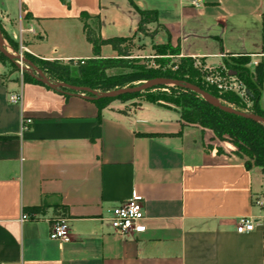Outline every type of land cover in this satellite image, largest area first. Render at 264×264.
I'll use <instances>...</instances> for the list:
<instances>
[{
	"label": "crops",
	"instance_id": "1",
	"mask_svg": "<svg viewBox=\"0 0 264 264\" xmlns=\"http://www.w3.org/2000/svg\"><path fill=\"white\" fill-rule=\"evenodd\" d=\"M133 5L157 13L143 37L178 46L180 57L264 63V0H0V26L12 40L19 27L31 29L23 47L36 59L82 61L94 54L80 14L101 39L130 38L138 36ZM99 56L116 53L103 45ZM16 92L20 105L8 102ZM258 105L264 111V84ZM122 106L98 110L0 65V264H264L260 225L235 231L240 217L264 218V173L204 148L202 130L175 111ZM22 116L32 124L20 133ZM134 194L145 231L112 233L109 210ZM57 217L67 221V243L49 239Z\"/></svg>",
	"mask_w": 264,
	"mask_h": 264
},
{
	"label": "trees",
	"instance_id": "2",
	"mask_svg": "<svg viewBox=\"0 0 264 264\" xmlns=\"http://www.w3.org/2000/svg\"><path fill=\"white\" fill-rule=\"evenodd\" d=\"M61 1L68 5V0ZM134 8L139 16L136 34L138 33L146 37L151 36L153 33L149 34L147 26L150 24H157V13L151 10H140L135 6ZM80 18L84 21V33L86 39L92 45L94 56L88 60L65 61L68 66L72 67V73L69 72L68 68L62 67L60 65L62 64V61L54 60L52 63H50V61L36 59L28 53L23 54L28 60L32 61L31 63L34 62L38 63L37 65H39L40 62H43L38 66V69L48 80L52 82L58 81L68 84L72 87L90 88L91 90L102 89V93L126 87L128 82H131L133 78L131 75H116L106 77L103 71L111 68L113 63H115L119 57L129 56L128 51L124 50L121 45L130 40L135 35L130 38L113 37L109 39H101L96 30L87 23L88 17L81 13ZM261 31L262 50L264 52V17L262 19ZM1 34L3 39H6L11 44V46H13L14 51H17L18 43L9 37H5L2 29ZM103 45L110 46L111 49L116 53L117 59L101 58L99 56V51L100 47ZM162 47L169 50L171 55H179L178 46L172 47L170 44H164ZM10 63L14 65L12 62ZM255 74L258 76V86L254 89L249 88L251 96H248V102L250 103L251 113L264 119V111H262L258 105L260 91L264 84V63H260L256 67ZM234 76L243 80L246 78V75L243 72H236ZM201 77L202 76L198 73V70L193 68L191 58L180 57L175 69L169 74H158L152 72L143 78H145V80L167 78L189 83L197 86L210 96L220 100L225 106L232 107L238 111L245 109V103H243L238 95L230 91L219 93L221 91L217 89L215 85H207L206 83H202ZM22 81L24 83H34L45 86L37 81L32 75L23 74ZM161 89H167L168 93L161 91ZM58 92L65 95L84 93H79L65 87L61 88ZM138 94L140 93L121 95L112 99H94L92 101L98 110H101L112 100L125 101L130 97L137 96ZM144 94L145 102L169 109L170 106H174V110L179 115V120L182 125L197 126L203 130H208L212 132V134L216 136L218 140L222 142H228L233 145L235 150L229 152V154L242 159L246 169L257 167L262 173H264V125L254 122L250 119H245L230 113L223 112L206 103L199 95L179 87H156L152 90L144 92ZM87 96L94 97L91 94H87ZM216 153L218 155L224 154L221 149H217Z\"/></svg>",
	"mask_w": 264,
	"mask_h": 264
},
{
	"label": "rangeland",
	"instance_id": "3",
	"mask_svg": "<svg viewBox=\"0 0 264 264\" xmlns=\"http://www.w3.org/2000/svg\"><path fill=\"white\" fill-rule=\"evenodd\" d=\"M2 29V28H1ZM0 29V30H1ZM151 32H149L150 34ZM5 37H8L4 33ZM3 38V36H2ZM4 40V49L5 51L10 55L15 56H21L28 62H32L27 59V57L20 52V46L18 40H15L18 43V49L17 51H14L13 46L6 40ZM24 44V39L21 42ZM121 47L128 51L129 56L128 57H119L117 59V56L115 57L117 60L115 63H113L112 67L104 70L103 73L106 77L116 76V75H131L133 78L131 82H128V85L126 87H135L139 84L145 83L150 81L145 80L146 75L154 72L158 74H169L172 72L179 59L180 56L171 55L170 51L167 49H164L162 45H155L150 43L148 40H146L143 35L138 34V36L132 37L130 40L126 41L121 45ZM112 58V59H115ZM253 58L249 56H232V57H225L222 59L221 63L218 65H212L206 63L203 59H192L193 68L198 70V73L202 76L201 80L202 83H206L207 85H221V92L223 93L228 90H225V87H229L230 85L233 86L236 93H239L238 97L245 103L246 106L245 109H242L241 111L244 113H251L250 111V103L248 102V96L245 94L246 91H249V88L254 89L258 86V79L257 74H255L256 67L263 63L262 60H252ZM43 62H40V64ZM52 63V61H50ZM60 64L62 67L68 68L69 72L72 73V67L68 66L66 62H61ZM22 67V72L20 71V68L14 66L11 64L6 58H4L0 54V65L3 66V69L5 70V75H11L14 74L17 77H20L22 79L23 74L24 75H31L32 72L35 74L31 67H29L26 63H19ZM34 67L38 69L37 65L38 63H31ZM48 66V65H47ZM46 66V67H47ZM236 72H243L246 75V78L241 79L237 78L235 75ZM153 80V79H152ZM248 82V83H247ZM54 83H60L63 84L71 90H74L76 92H84L81 93L83 95L91 94L92 96L96 97L98 94L102 93V89L97 90H91L90 88H78V87H72L68 84L54 81ZM163 87V86H161ZM166 87H173V86H166ZM64 88V87H62ZM125 88V87H124ZM161 91H165L168 93L167 89H161ZM145 94L144 92L138 94L135 97H130L127 100H112L111 102H115L117 104L123 105L122 109L127 110H133L135 109L140 102L144 101ZM220 101V100H219ZM108 103V104H109ZM220 103H222L220 101ZM169 109V108H167ZM174 106H170L169 110L175 111ZM179 111V110H177ZM201 129V128H200ZM202 130V133L205 135L203 140V147L206 149H221L222 152L227 153L234 151L233 145H231L228 142H222L216 138L212 134V132L207 130ZM61 219L60 217H57L54 220Z\"/></svg>",
	"mask_w": 264,
	"mask_h": 264
},
{
	"label": "built area",
	"instance_id": "4",
	"mask_svg": "<svg viewBox=\"0 0 264 264\" xmlns=\"http://www.w3.org/2000/svg\"><path fill=\"white\" fill-rule=\"evenodd\" d=\"M32 32L31 29L23 30L18 28L17 34L14 36V40H18L20 46V52L27 53L26 49L21 43L24 38V33ZM22 67L20 71L22 72ZM217 89L221 90V85H216ZM225 90L236 93L233 86L225 87ZM240 96V95H239ZM22 101L21 92L11 93L8 95V102L13 105H20ZM32 124V120L28 117L22 116L20 118V133L27 131ZM109 227L112 233L120 235L122 237H130L134 234H140L145 231V226L142 221L143 215V200L138 195H131L128 199L115 205L109 210ZM28 219L26 214H23L20 221L23 222ZM256 224H259L264 231V218L255 222L251 217H240L236 222L235 231L238 234L250 233L255 230ZM49 239L52 241H58L60 243H67L71 240L67 221L64 218L54 220L49 230Z\"/></svg>",
	"mask_w": 264,
	"mask_h": 264
},
{
	"label": "water",
	"instance_id": "5",
	"mask_svg": "<svg viewBox=\"0 0 264 264\" xmlns=\"http://www.w3.org/2000/svg\"><path fill=\"white\" fill-rule=\"evenodd\" d=\"M0 53L8 61L14 63L16 65V67H18L20 69H21V66L19 63L20 62L26 63L29 67H31L32 71L35 73V74H33L31 72L30 74L37 81H39L40 83H42L43 85H45L49 89L60 91V89L62 87H67L63 84L54 83V82L48 80L39 69L34 67L30 62L26 61L21 56H15V55L8 54L4 49V40L2 38L1 30H0ZM161 86H175V87H179V88L191 91V92L199 95L206 103L210 104L211 106H213V107H215V108H217L223 112L230 113V114H233L235 116H239V117H242L245 119H250L254 122H257V123L264 125V119L258 115H255L253 113H244V112L238 111L232 107L225 106L224 104L220 103V101L218 99L210 96L209 94H207L206 92H204L203 90H201L200 88H198L195 85L185 83L182 81H178V80L167 79V78H156V79L150 80L148 82L139 84L135 87H125V88L114 89V90H111V91H108L105 93H100L96 97H89V96H86L83 94H70V95L80 96V97L88 99V100L104 99V98H111L112 99V98H117L121 95L146 92V91H149V90H152L156 87H161ZM245 94L249 97L251 96L248 91H246Z\"/></svg>",
	"mask_w": 264,
	"mask_h": 264
}]
</instances>
